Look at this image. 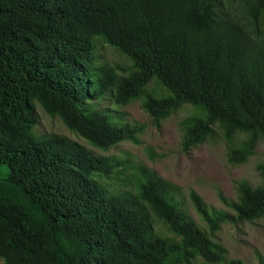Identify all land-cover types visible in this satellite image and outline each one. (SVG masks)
<instances>
[{"label":"trees","instance_id":"16d2710c","mask_svg":"<svg viewBox=\"0 0 264 264\" xmlns=\"http://www.w3.org/2000/svg\"><path fill=\"white\" fill-rule=\"evenodd\" d=\"M108 45L129 68L100 64ZM158 91L149 92L151 83ZM161 91L160 93H157ZM157 93V94H156ZM143 98L155 127L185 105L187 153L222 133L227 160L245 164L264 141V0H0V259L5 264H243L212 240L225 212L190 200L142 169L135 188L111 191L116 164L64 135L36 130V107L107 152L138 143L100 103ZM261 184L226 202L236 223L264 218ZM172 235L156 233L154 222Z\"/></svg>","mask_w":264,"mask_h":264},{"label":"rangeland","instance_id":"374dc122","mask_svg":"<svg viewBox=\"0 0 264 264\" xmlns=\"http://www.w3.org/2000/svg\"><path fill=\"white\" fill-rule=\"evenodd\" d=\"M96 53L100 64L119 69L131 66L127 57L108 45H100ZM148 90L158 91V86L152 82ZM100 105L102 109L109 110L118 123L144 126L138 135V143L126 141L102 152L70 132L59 118L48 116L41 107H36V130L45 135H64L95 156L110 157L117 163V174L109 184L111 191L122 192L129 187L135 188L142 169L153 172L179 189L181 208L200 229L209 233L206 223L190 200V193L196 192L210 212H225L229 215L230 221L222 224L212 237L215 243L225 248V262L238 260L243 264H264V218L254 223H236L235 214L226 204L237 200L238 183L246 182L253 187L261 184L257 167L264 165V141L247 163L233 166L227 160V143L221 132L187 153L182 151L181 121L197 113L191 105H185L173 113L160 127L154 126L143 109V98L124 107L116 106L108 99ZM154 229L162 237L172 236L160 222H154ZM0 264L5 263L0 259ZM193 264L205 263L202 258H196Z\"/></svg>","mask_w":264,"mask_h":264}]
</instances>
